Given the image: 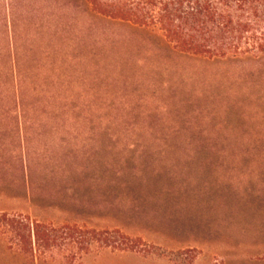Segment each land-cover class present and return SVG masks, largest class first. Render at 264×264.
Here are the masks:
<instances>
[{"label": "rangeland", "instance_id": "rangeland-1", "mask_svg": "<svg viewBox=\"0 0 264 264\" xmlns=\"http://www.w3.org/2000/svg\"><path fill=\"white\" fill-rule=\"evenodd\" d=\"M0 53L42 109L0 114V213L140 241L35 264H264V61L182 55L78 0H0Z\"/></svg>", "mask_w": 264, "mask_h": 264}, {"label": "trees", "instance_id": "trees-1", "mask_svg": "<svg viewBox=\"0 0 264 264\" xmlns=\"http://www.w3.org/2000/svg\"><path fill=\"white\" fill-rule=\"evenodd\" d=\"M91 14L155 32L182 55L205 60L264 61V0H78ZM14 41H10V49ZM24 57L0 53V114L38 117L42 109L23 101ZM0 235L10 252L30 264L54 251L81 260L93 249L138 252L139 239L120 231L74 224L54 226L29 216L0 213Z\"/></svg>", "mask_w": 264, "mask_h": 264}]
</instances>
